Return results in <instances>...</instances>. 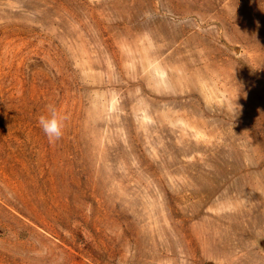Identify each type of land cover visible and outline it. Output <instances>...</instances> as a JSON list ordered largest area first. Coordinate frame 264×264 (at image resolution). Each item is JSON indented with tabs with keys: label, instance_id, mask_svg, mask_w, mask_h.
<instances>
[{
	"label": "rangeland",
	"instance_id": "obj_1",
	"mask_svg": "<svg viewBox=\"0 0 264 264\" xmlns=\"http://www.w3.org/2000/svg\"><path fill=\"white\" fill-rule=\"evenodd\" d=\"M0 264H264V0H0Z\"/></svg>",
	"mask_w": 264,
	"mask_h": 264
},
{
	"label": "clouds",
	"instance_id": "obj_2",
	"mask_svg": "<svg viewBox=\"0 0 264 264\" xmlns=\"http://www.w3.org/2000/svg\"><path fill=\"white\" fill-rule=\"evenodd\" d=\"M68 119L69 117L61 114L55 105L49 104L46 113L40 115L37 122L48 141L54 143L63 137Z\"/></svg>",
	"mask_w": 264,
	"mask_h": 264
}]
</instances>
